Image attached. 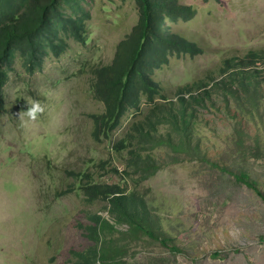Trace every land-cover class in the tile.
Returning a JSON list of instances; mask_svg holds the SVG:
<instances>
[{
	"label": "rangeland",
	"instance_id": "rangeland-1",
	"mask_svg": "<svg viewBox=\"0 0 264 264\" xmlns=\"http://www.w3.org/2000/svg\"><path fill=\"white\" fill-rule=\"evenodd\" d=\"M179 2L195 15L170 29L187 33L202 52L171 56L154 72L168 99L182 86L205 83L208 89L228 58L264 52V0ZM82 5L83 44L68 39L65 50L58 57L48 52L36 71L14 60L8 74L0 112V264H82L76 259L82 251L84 264H264V200L236 177L247 174L264 192L258 146L248 138L236 146L230 125L205 111L198 115L210 119L204 125L213 131L199 128V139L219 155L223 169L145 141L136 130L148 115L145 101L116 130L97 131L92 117L104 107L92 97V70L110 63L136 23L137 7L133 0ZM30 99L44 108L35 121L21 113ZM83 183L114 184L142 196L179 251L120 226H97L93 241L91 218L107 219V206L84 196ZM94 248L96 259L89 255Z\"/></svg>",
	"mask_w": 264,
	"mask_h": 264
},
{
	"label": "trees",
	"instance_id": "trees-1",
	"mask_svg": "<svg viewBox=\"0 0 264 264\" xmlns=\"http://www.w3.org/2000/svg\"><path fill=\"white\" fill-rule=\"evenodd\" d=\"M133 1L137 7L136 23L117 43L110 63L92 70V97L104 107L102 114L92 117L97 131L106 135L116 130L123 116L139 109L145 101L150 106L148 115L136 129L145 141H155L223 169L219 155L209 153L199 139L202 137L199 128L213 131L204 125L210 119L198 115L205 111L222 125H230L236 146L248 138L258 146L256 151L264 155V52L249 51L245 56L228 58L223 62L220 79L211 81L208 89L209 84L205 83L182 86L168 99L153 74L171 56H194L202 52L199 43L187 33L170 29L171 23L191 21L195 11L179 0ZM82 2L0 0V112L4 110V88L14 60L20 61L25 69L36 71L48 52L58 57L68 46V39L84 43ZM159 126L165 128L163 132ZM251 128L256 130L253 135ZM236 177L264 200L258 182L247 174ZM80 190L89 200L104 202L106 218L111 220L109 223L104 218H91L95 224L88 231L93 241H97V226L102 230L120 226L130 236L145 237L170 247L172 252L179 251L159 216L152 213L142 196L127 193L114 184L83 183ZM80 228L84 232V227L80 225ZM89 255L96 259L97 250ZM76 259L84 264V251L77 253Z\"/></svg>",
	"mask_w": 264,
	"mask_h": 264
},
{
	"label": "clouds",
	"instance_id": "clouds-1",
	"mask_svg": "<svg viewBox=\"0 0 264 264\" xmlns=\"http://www.w3.org/2000/svg\"><path fill=\"white\" fill-rule=\"evenodd\" d=\"M27 108L21 112L30 121H35L40 113L44 111V108L40 101L30 99L28 101Z\"/></svg>",
	"mask_w": 264,
	"mask_h": 264
}]
</instances>
